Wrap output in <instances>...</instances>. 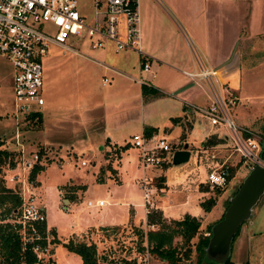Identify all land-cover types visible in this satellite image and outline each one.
<instances>
[{"label":"rangeland","instance_id":"1","mask_svg":"<svg viewBox=\"0 0 264 264\" xmlns=\"http://www.w3.org/2000/svg\"><path fill=\"white\" fill-rule=\"evenodd\" d=\"M139 11L140 27L142 23L144 26L146 20L156 35L164 33L165 37L173 38L175 31L184 29L194 43L190 48L185 44L187 54H191L194 60L196 53H198L200 57L201 55L205 57L210 65L215 66V63L209 61L203 50H201L203 53L200 54L196 48L197 39L199 41L198 36L201 37L199 34H202L203 37L207 36L205 50L208 53L212 54V52L225 49L229 58L235 52L234 56H238L236 64L240 68L242 87L240 95L232 92L235 97L237 94L240 100L237 99L236 107H232L230 114L237 127L249 125L251 119L245 117L243 113H246L250 106H254L253 99H250L252 91L255 89L257 93L264 91V0H139ZM89 12L90 9L87 7L80 11L86 15ZM155 26L157 29L153 30ZM236 30H238L239 36L233 39L231 34L232 31ZM85 41L81 38H71L67 45L77 51L78 55H81L80 53L84 52L86 46L83 44ZM225 43L226 48H224ZM105 45L107 48L106 58L108 59L104 61L105 64L109 65L110 60L116 57L120 58L123 55V52H116L111 43L106 42ZM81 56L59 47L52 46L49 48L48 56L42 61V66L46 90L48 88L50 91L46 93L44 87L43 96L46 104L42 113L40 112L41 122L37 119L32 120L30 116L16 115L12 70L5 61L0 60V115L4 121V123L0 122V134H3L0 139L2 141L4 139L6 142L0 144V148L5 146L10 150L18 149L20 151V157L17 152H14L12 160L17 169V172L12 175H18L20 181L26 180L30 175L28 172L20 171L21 161H27L32 159L34 155H39L40 165L43 167L35 178V182L38 183L34 193L35 200L44 209L46 224L55 230L60 241L67 239L71 234L88 226L91 222L96 209H86L88 201L104 200L103 198H96L95 194L101 192L99 189L96 192H87L86 190L83 192L84 194L82 193L81 200L77 204L73 203L67 206L60 200L58 194L57 187L61 185H75L84 181L88 186L91 180L90 175L95 170L94 167L102 161L103 153L109 150V145L106 143L98 146L99 137L93 133L90 120L95 121L96 118H101L103 122L110 120L112 124L113 122L121 124L123 127L116 132L117 137L113 141V143L118 141L117 146L121 145L120 147L131 143L134 135L142 133L137 125L139 123L137 120H141L140 109L137 105L143 96L140 86L123 77L112 75L110 71L81 66L79 64ZM93 58L98 59V56L93 55ZM144 60L145 58L141 62L143 63ZM154 65L159 64L154 63L152 66L150 63L152 70ZM136 67L138 72L140 69L138 61ZM155 72L154 79L152 78L153 73L150 75L144 73L143 79H149L154 86L159 90H165V92L169 91L168 86L171 82L183 77L179 72L162 65ZM218 75L223 83L230 84V80L234 79V77H228L230 80L228 78L223 80L222 74L218 72ZM86 76L90 80H86ZM104 79L108 82L103 85L101 81ZM50 83L51 85L54 83V86L49 88L47 85ZM198 88H200V98L197 99V103L204 106L206 104L204 99H207L208 93L201 86ZM146 101L150 102L149 100ZM150 108L151 111L145 110L144 119L150 120V116L152 118L145 124H157L159 129L154 134L159 138L171 140V146L173 147L175 144L174 149L179 148L178 142L180 140L175 138V130L170 134L168 131L164 132L165 126L174 124V120H166V115L163 114L160 107ZM191 111V113L186 114L179 111L176 114L186 116L187 120L193 121L196 125L199 124L198 121L202 125H210L205 118H201L197 110L191 109ZM15 119L17 123H15ZM249 128L254 129L250 131L254 138L262 139L264 136V118L257 121L256 125H250ZM226 134L228 138V132ZM19 143L21 145L17 148L16 144ZM180 146L183 148L184 144ZM100 147H104V151L100 150ZM111 147H115V145L112 144ZM205 156L206 154H201L200 158L204 159ZM123 158L124 161H121L123 167L124 162L127 167L130 164L131 167L128 168L134 172L137 171L138 177L142 176L143 167L139 159V151L136 148L130 146ZM246 161L247 165L242 167L236 176L234 175L235 178L230 189H228V185L219 193L210 192L207 187H205L207 192L201 193L198 186L206 183L207 172L201 165L196 166V169L192 166L196 171L189 177L195 179L196 182L193 181V184L197 185L193 190L196 193H192V198L199 196L204 199L210 193L212 194L209 198H215L217 201L218 197L217 205L212 210L211 217L217 216L219 212H225L229 198L237 191L244 176L250 170V161ZM81 162H85L87 166H80ZM170 167L178 168L179 166L170 164ZM162 168L148 167L145 169L150 182L162 172ZM7 172L8 168L4 172L6 181L9 179ZM155 182L156 180L153 184ZM30 184L31 187L35 188L33 183ZM21 185L19 183L15 185V189L19 190L18 193L21 191ZM233 186L235 187L233 188ZM69 187L67 188L70 189ZM74 188L73 186L72 190ZM17 220L13 219L11 222L14 223ZM138 231L139 229L136 227L127 226L115 231H99L93 235L85 233V236H92L91 238L96 242L97 254L101 263L108 264L110 261L118 263L121 259L136 258L137 262L141 264H160L148 253L139 252L140 249L146 247V243H141ZM21 234L23 238H31L28 230L21 231ZM86 241L92 242L91 240ZM251 256L253 258H251L250 264H260L258 256L254 253ZM47 258H49L48 253L43 259ZM55 259L57 264H75V255L68 256L62 245L56 247ZM234 259L235 257L232 255L231 262ZM185 264H196V256L193 254L190 261L185 262Z\"/></svg>","mask_w":264,"mask_h":264},{"label":"crops","instance_id":"2","mask_svg":"<svg viewBox=\"0 0 264 264\" xmlns=\"http://www.w3.org/2000/svg\"><path fill=\"white\" fill-rule=\"evenodd\" d=\"M139 16H140V11H139ZM140 29H141V44H142L141 47L144 56H140L137 52L132 50H125L122 51L123 55H121L120 58L116 57L110 60L109 65H107L104 63V61L108 60L106 58V50H107L106 46L103 49L92 50L90 48L89 42L87 41L83 42V44H86V46L84 47V52H82L83 56L78 55L79 53H75V55L81 56L80 57L81 61H79V64L81 66H89L95 70L104 69L105 71H110L112 72V75L114 74L115 76L123 77L129 80L130 82L135 83L136 85L138 84L141 90H142V85H140L137 81L141 77L143 78L144 73L141 72V63H142L141 60L144 57L146 58L145 60L149 63V65L150 63H152V66L154 63L159 64V65H154L153 70L150 66V72H148V74L150 75L151 73H153L152 74L153 79L155 78V74H156L155 71L161 65L166 66L167 68L174 70L176 72H179L183 76L182 78L180 77L181 79L171 82L168 86L169 91L167 90V92H165V90H159L156 86L153 85V83L149 79H147L146 81L148 82L146 86L158 90L162 94V96H158L160 98L157 99L151 97H144V96L141 97L139 105H137V107H139L140 109L141 120H137V122L139 123L137 122L136 123L138 125V129L139 130L141 129L142 133L145 134L150 133L151 135H155L154 133L158 131L159 127L157 126V124L154 125L145 124L147 121H150L152 118L150 116V120L144 119L145 110L148 109V111H151L150 107L152 108L160 107L161 108L160 110L163 111V114L166 115L165 116L166 120L168 121L174 120V124L173 123L171 124L172 126L171 125L167 127L165 126L164 132L168 131V133L170 134L175 130L174 131L176 134L175 138L177 137L180 140L178 142L179 149H175V150L177 151L183 150L185 146H187V150L190 152V158L187 163L180 165L177 168V167H170V164L172 163L169 162L166 165H163L166 166L167 169L165 170L164 168H162L163 167L162 166L161 167L163 169L162 172L154 177L153 181L151 182L153 189L155 190V194L152 196L153 210L161 211L164 218L167 220H181L185 215H190L192 217H195L200 223L201 233L203 235L210 233V237H211L212 227L223 219L224 214L229 206L230 199L237 193L243 181L241 182L237 191L229 198L225 212L223 213L219 212L217 216L211 217L212 210L217 205L218 197L215 206L210 210V212H205L200 206V204L204 202V200L208 199L212 193L208 194L206 197H204V199L199 196H195L194 198H192V195L196 193L193 190L196 188L197 185L193 184L194 182H196L195 179L190 178L189 176L190 174L196 171L195 169L196 166L198 165L204 167V169L208 173L206 167V156L209 154H215L218 162H225L228 167L234 168L235 176L236 173L242 167L246 166V164L240 161L237 157H235L232 154L231 143L228 141L226 134L227 131L223 127L221 126L212 127L211 125L208 124L202 125V123H200L199 121H198L199 123L198 126L193 121L187 120L186 116L176 114L179 113V111H182L183 114H186V113H191L192 112L191 109L197 110L199 108H204L208 105L210 98L209 93L206 91L208 93L207 99L206 100L204 99V102L206 104L204 106L203 104H198L197 99L200 98V93H199L200 88H198L199 86L197 84H194L190 79H188L182 73L183 71H187V72L196 71L199 68L197 62L198 58L196 59V57H200V55L196 53L195 55L196 57L194 60L191 54L189 53L187 54L185 48L186 45L188 48H190V46L188 45V40L189 39L192 40L191 37L182 28L179 30L177 29L178 31H175L173 38L165 37L164 33H159V35H156L155 33L152 32V29L151 27L148 26L146 20L144 26L142 23ZM155 29H157V26L153 28V30ZM199 35H201V37L198 36L199 41L197 39L196 42L197 47L196 46L195 47L198 49L200 54L204 52L205 55L208 57L209 61L211 63H215V66L213 64L210 65L209 62L206 60V58L203 57L202 55L200 58L205 59L209 67L217 69L218 72L222 74L221 76H223L222 77L223 80H225L228 77L229 78L234 77L233 80H230L228 78V80H230L229 86L231 88V92H236L238 95H240L242 84H241L240 68L236 64L238 61L237 60L238 56L236 57L234 56L232 62L225 65V63L231 57L230 56L228 58V54L226 53L225 49L223 50L220 49L214 53L212 52V54L208 53L205 50L206 48L205 42L207 36L203 37L202 34ZM231 36L233 39L235 37H238L239 36L238 30L232 31ZM224 48H226V43L224 45ZM201 50H203V52H201ZM93 55L98 56V59L93 58ZM137 61L139 62V68H140L138 72L136 67ZM85 79L90 80L88 76H86ZM101 82L104 85L103 81ZM51 83L48 84L47 87L50 88V86H54V83L52 85ZM44 87L46 90L45 83H44ZM44 87H43V95H44ZM255 90L252 91V96L250 97V99H253L254 101V106H250L247 110L248 112L246 111V113H243L245 117L251 119L250 124L239 125L241 129H245L247 131H253L254 129H250L249 126L256 125L257 121L264 118V91L257 93ZM49 91L50 89L47 88L45 92L48 93ZM237 94H236V104H237V99L240 100ZM43 98L45 100L44 96ZM146 100H149L150 102ZM45 104H46V100H45ZM236 104L234 105L235 107ZM44 106L40 111L41 113L43 111ZM90 112H94V111H90ZM201 118L204 117L201 116ZM98 119L100 121H97ZM0 122L4 123V121H2L1 115H0ZM90 122L93 124V125L91 124V127L93 128L92 131H94L93 133H96L95 135L99 137V140L97 141L98 146H101V144L106 143L109 145V150H106L103 153L102 161H100L94 167L95 170L92 171L90 175L91 180L89 181L88 186H86L87 184H85L86 182L84 181L81 183L79 182L75 185L74 184L71 185L66 184L64 186L61 185L57 187L58 194L60 200L64 202L65 205L70 206L73 203L77 204L81 200L80 197L84 194L83 193L84 191L87 190V192L89 191L96 192L99 189V191L101 192L95 195L96 198L98 199L99 198L104 199L103 200L104 205L102 207H95L96 213L92 218L91 222L88 224V226H85L79 231L71 234L67 239L63 241H60L57 238V236L54 238L52 235H49L50 231H55V230L53 228L48 227V225L45 223L46 244L48 248L47 253L49 254V258H51L54 264H57L55 259L56 247L58 245L63 246V244L67 243V241L72 236L78 238L84 237L86 238V240H91L96 245L94 239L91 238L92 236L87 237L85 236V233L93 235L95 233H98L99 231L101 232L103 229H107L104 232H108L110 229L125 228L127 226L142 229L144 232L150 229L147 226L148 214L144 207L143 192L140 188V183L143 181V179H148V180L150 179L148 178L146 171L144 169L142 176L138 177L136 174L137 171L134 172L133 170L128 168L131 167L130 164H128L127 167V165L124 162V167H123L121 161H124L123 156L128 151V149L124 152L119 151L118 149L121 146V145L117 146L119 142L115 141L113 143L114 138L117 137L116 132L119 131V129H121L123 126L115 122H113L112 124L111 123L112 121L110 120L108 121L105 120L103 122L101 118H96L95 121L91 119ZM15 123H17L16 119H15ZM183 124H185V126H183ZM0 136L3 137V134H0ZM213 137H216L217 139H222L223 142L217 143L214 146H209V145L206 146L205 142ZM3 143H6L4 142V139L3 141L2 139H0V144ZM112 144H114L115 147H111ZM183 144L184 147L181 148L180 145ZM20 145H21L20 143L16 144L17 148L20 147ZM128 145L130 147L131 143H128ZM0 149L7 150L12 153L17 152L20 157V153H19L20 151H18V149L10 150L8 147L6 148L5 146H2V148ZM100 150L104 151V147H100ZM201 154H206L204 159L200 158ZM86 166H82V167H86ZM192 166L195 169H193ZM15 169H16L15 166L9 168V171L7 172L8 178L15 176L12 175L14 172H17V169L16 170ZM249 171L244 176V178L248 175ZM186 176H188L189 179L188 178L185 179ZM235 176H233L231 180L228 182L227 184V186L229 185L228 189H230V186L232 185V181L235 178ZM159 178H162V180L159 181ZM155 180L156 182L155 184H153ZM15 185L16 184L8 182L6 187L11 188L18 193L19 190L17 191L15 189ZM33 185L35 186V188L31 187V190L35 193V189L38 186V183L35 182L33 183ZM68 186H70L69 187L70 189L67 188ZM73 186L75 187L74 188L75 191L72 190ZM205 187H207L206 184H200L198 186V189L201 193L204 194L205 192H207ZM234 187L235 186H233V188ZM159 198H161L162 200ZM86 209H93V208H88L86 206ZM251 215L252 216L250 219L244 221L241 224V226L237 230L239 231L238 236L235 239L233 238L232 240L230 252H229L231 257L232 255L235 257V259L232 261V264H250L251 258H253V256L251 255L253 253L254 255L259 257L260 264H264V194L261 196L257 204L252 208ZM52 240H58L59 244H53ZM64 250L66 251V254L68 256L75 255L69 253L65 248ZM47 253L43 257H45ZM75 264H82L80 257L77 255H75Z\"/></svg>","mask_w":264,"mask_h":264},{"label":"built area","instance_id":"3","mask_svg":"<svg viewBox=\"0 0 264 264\" xmlns=\"http://www.w3.org/2000/svg\"><path fill=\"white\" fill-rule=\"evenodd\" d=\"M85 7L90 9L88 15L80 13ZM71 38L85 39L92 50L103 49L106 42H109L116 52L132 50L144 56L139 0H0V60L5 61L12 70L16 115L28 116L41 111L45 104L42 61L52 46L78 53L67 45ZM188 45L192 47L193 41L189 39ZM197 58L198 70L182 72L209 93L208 105L197 111L212 127L221 126L228 132L235 157L246 165V160H249L250 169L255 166L264 168L262 139L254 138L250 131L237 127L231 118L230 110L236 104V97L229 84L221 81L218 70L209 67L205 59ZM141 72H150L146 60L141 65ZM107 82L103 80L104 84ZM137 82L147 85L148 81L141 77ZM170 143L171 140L166 138L141 133L132 137L131 146L139 151L145 170L148 167L159 168L172 161L177 150ZM39 164V155L36 154L30 160L21 161L20 171L30 174ZM81 166H86V163L81 162ZM206 167L208 173L205 184L210 192L227 186L230 167L225 162H218L215 154H209L206 156ZM6 182L22 184L17 223L21 231L28 230L31 235L30 239L23 238V241L31 243L40 240L36 226L45 224L46 216L44 209L35 200L29 178L20 181L19 176L15 175ZM140 188L148 214L153 209L152 196L155 190L148 179H143ZM103 205V201H88L86 204L88 208ZM205 236L210 238V233ZM33 250L41 258L48 248L47 245L44 248L36 245Z\"/></svg>","mask_w":264,"mask_h":264},{"label":"trees","instance_id":"4","mask_svg":"<svg viewBox=\"0 0 264 264\" xmlns=\"http://www.w3.org/2000/svg\"><path fill=\"white\" fill-rule=\"evenodd\" d=\"M142 94L144 97H157L162 94L151 87L142 85ZM32 120L41 122V113H33L28 115ZM146 135H151L147 133ZM223 142L222 139L213 137L205 142L206 146H214ZM262 147L264 146V136L262 138ZM129 145L120 147L119 151H126ZM179 149V148H177ZM14 152L0 149V264H51V258H38L34 252L36 245L44 248L46 244V224L37 225L36 228L41 237L38 241L25 243L21 234V226L17 223L20 217L21 198L19 194L6 187V178L4 172L6 168L14 167ZM166 170L167 167L165 166ZM42 170V166L36 165L29 175L30 183H35L37 174ZM234 168H230L228 177L229 182L234 176ZM162 178H159L161 181ZM224 189V188H222ZM216 189L214 192L222 191ZM216 199L209 198L200 204L205 212L215 206ZM13 219H18L11 222ZM221 220V219H220ZM147 226L150 228L146 232L139 229L138 236L141 243H146V247L140 249L139 252H146L151 255L160 264H185L190 261L193 254L196 256V264H232L230 254L223 257L213 259L206 255V248L209 238L200 231V223L195 217L185 215L181 220H167L159 210H151L147 215ZM103 229L102 231H106ZM115 231L117 228L110 229ZM237 231L234 239L238 236ZM56 237L55 231L50 234ZM196 240V242H195ZM53 244H59L58 240H52ZM63 247L71 254L80 257L82 264H104L100 262L97 254V247L93 242H88L84 237L78 238L72 236ZM46 260V261H45ZM108 264H141L136 258L121 259L118 263L110 261Z\"/></svg>","mask_w":264,"mask_h":264},{"label":"water","instance_id":"5","mask_svg":"<svg viewBox=\"0 0 264 264\" xmlns=\"http://www.w3.org/2000/svg\"><path fill=\"white\" fill-rule=\"evenodd\" d=\"M234 54L235 52L232 53L225 65L232 61ZM261 157L264 161V146ZM189 158L190 152L185 146L183 150L174 152L171 163L173 166H180L187 163ZM263 194L264 168L255 166L243 179L237 193L230 199L223 219L212 227L211 237L205 250L208 257L217 259L229 255L231 243L237 230L244 221L251 218L252 208Z\"/></svg>","mask_w":264,"mask_h":264}]
</instances>
